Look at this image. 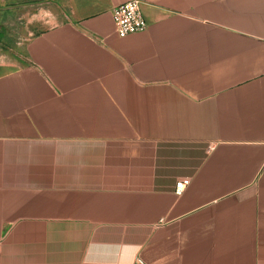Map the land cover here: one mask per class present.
I'll use <instances>...</instances> for the list:
<instances>
[{
	"label": "crops",
	"instance_id": "crops-1",
	"mask_svg": "<svg viewBox=\"0 0 264 264\" xmlns=\"http://www.w3.org/2000/svg\"><path fill=\"white\" fill-rule=\"evenodd\" d=\"M125 1L0 60V264H264V0Z\"/></svg>",
	"mask_w": 264,
	"mask_h": 264
},
{
	"label": "rangeland",
	"instance_id": "rangeland-1",
	"mask_svg": "<svg viewBox=\"0 0 264 264\" xmlns=\"http://www.w3.org/2000/svg\"><path fill=\"white\" fill-rule=\"evenodd\" d=\"M48 1L9 0L12 11L0 13V60L21 55L30 39L58 23Z\"/></svg>",
	"mask_w": 264,
	"mask_h": 264
},
{
	"label": "built area",
	"instance_id": "built-area-1",
	"mask_svg": "<svg viewBox=\"0 0 264 264\" xmlns=\"http://www.w3.org/2000/svg\"><path fill=\"white\" fill-rule=\"evenodd\" d=\"M116 30L120 36H127L147 29L148 22L143 13L141 0H128L116 5L112 11ZM189 180L177 183L176 191L181 193ZM134 264H145L141 257H137Z\"/></svg>",
	"mask_w": 264,
	"mask_h": 264
},
{
	"label": "trees",
	"instance_id": "trees-1",
	"mask_svg": "<svg viewBox=\"0 0 264 264\" xmlns=\"http://www.w3.org/2000/svg\"><path fill=\"white\" fill-rule=\"evenodd\" d=\"M0 38H3V35H0Z\"/></svg>",
	"mask_w": 264,
	"mask_h": 264
}]
</instances>
